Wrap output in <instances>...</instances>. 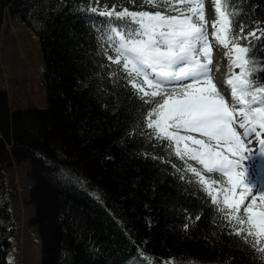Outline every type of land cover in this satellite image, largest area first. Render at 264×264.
Instances as JSON below:
<instances>
[{
    "label": "snow or ice",
    "instance_id": "1",
    "mask_svg": "<svg viewBox=\"0 0 264 264\" xmlns=\"http://www.w3.org/2000/svg\"><path fill=\"white\" fill-rule=\"evenodd\" d=\"M64 10L99 39L107 57L104 71L113 87L106 97L116 98L115 120L107 131L124 130L116 143L130 149L131 158L141 151L144 158L155 153L161 187L175 183L168 175L171 164L172 176L194 184L191 195L202 190L198 207L191 201L181 205L185 231L178 235L210 237L205 247L216 255L207 259L184 250L168 258L155 244L149 250L142 246L149 234L133 231L125 217L117 216L119 206H107L104 190L64 163L67 153L53 158L34 153L52 170V179L88 193L118 220L128 233L127 250L136 249L130 264H264V188L252 179L258 166L264 168V21L252 27L248 16L261 5L253 9L250 0H241L239 7L231 0H57L52 11ZM224 57L226 71L220 64ZM145 209L150 229L154 209L151 203ZM210 216L216 228L208 229Z\"/></svg>",
    "mask_w": 264,
    "mask_h": 264
},
{
    "label": "trees",
    "instance_id": "2",
    "mask_svg": "<svg viewBox=\"0 0 264 264\" xmlns=\"http://www.w3.org/2000/svg\"><path fill=\"white\" fill-rule=\"evenodd\" d=\"M250 2L253 9L259 3L261 10L251 11L249 18L255 13L264 21V0ZM232 4L239 7L241 0H232ZM56 5L57 0H0V20L5 15L4 20L11 16L26 24L37 39L45 66L43 83L47 95L43 108L33 112L13 110L9 124L5 111L11 105L0 91V160L9 157L2 145L4 138L12 141L10 151L15 156L27 155L32 159V176L36 182L32 196L38 209L42 264H124L136 253L135 248L127 250L128 233L119 227L118 220L88 193L64 186L69 189L61 191L66 203H61L60 198L55 202V197L49 196L41 200V179H48L53 185L61 183L52 179V170L34 153L42 152L53 158L61 151L69 156L64 163L79 169L104 190L109 208L119 206L117 216L125 217L133 231L139 229L142 235L149 234L148 243L142 246L151 250L155 244L168 258H173L176 251L187 250L213 259L216 254L205 247L211 245L210 237L205 239L197 233L199 238L181 239L178 235L185 231L180 227L181 205L191 201L198 207L202 191L201 195H191L196 191L194 184L181 181L179 174L172 176L175 169L171 164L167 165L168 175L175 183L161 187L160 170L152 162L155 153L144 158L141 151L139 157L131 158V150L125 151L116 143L117 135H122L124 130L116 134L107 131L115 120L111 105L116 103L115 96L106 97V90L113 87L112 77L104 71L107 57L102 54L99 39L88 35L86 25L66 10L52 11ZM173 162H177L175 158ZM158 163L163 165L164 161ZM146 203H151L154 209L155 222L150 229L145 224ZM212 211L214 214L215 209ZM207 227L216 228L211 216ZM200 231L206 229L202 227ZM225 251L229 250L225 248Z\"/></svg>",
    "mask_w": 264,
    "mask_h": 264
},
{
    "label": "rangeland",
    "instance_id": "3",
    "mask_svg": "<svg viewBox=\"0 0 264 264\" xmlns=\"http://www.w3.org/2000/svg\"><path fill=\"white\" fill-rule=\"evenodd\" d=\"M3 22L4 19L1 18L0 91L4 92L3 96L7 104L11 105L5 111L6 120L8 119L10 124L13 110L21 108L33 112L38 108H43L45 106V90L40 80L43 64L36 44L37 39L21 20H14L10 16L5 19L7 25L5 22L3 25ZM2 26L3 32H1ZM2 145L9 154V157L0 160V189L1 186H4V189L9 188V192L5 194L11 198L10 216L14 224L10 251L12 262L13 264H41L38 263L37 235L34 225L30 221L35 212L33 209L35 198L30 194L31 189L29 188L34 182L31 177L34 165L32 159L27 155L17 157L10 151L12 141L4 138ZM252 179L256 185L258 181L264 185V179L256 178L254 172ZM48 181V179H41L39 190L41 200L49 196L50 198L55 197V202L61 201V191L67 192L69 189L60 184L53 185ZM257 187L259 188L258 185ZM0 195H4V193L1 192ZM29 197L31 201H28ZM56 198H60V200L58 201ZM49 200L52 203V200ZM80 202L83 201L80 199ZM61 203L66 202L62 199ZM44 208L46 211L48 206Z\"/></svg>",
    "mask_w": 264,
    "mask_h": 264
}]
</instances>
